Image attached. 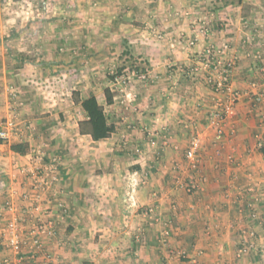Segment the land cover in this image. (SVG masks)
Returning a JSON list of instances; mask_svg holds the SVG:
<instances>
[{
    "label": "crops",
    "instance_id": "crops-1",
    "mask_svg": "<svg viewBox=\"0 0 264 264\" xmlns=\"http://www.w3.org/2000/svg\"><path fill=\"white\" fill-rule=\"evenodd\" d=\"M57 11L89 17L93 25L84 30L100 33L101 41L89 44L100 46V55L115 43L148 63L146 80L134 77L112 105L94 95L105 112L114 111L107 139L80 135V118H55L60 103L39 101L28 85L39 84L43 72L8 66L10 47L25 52L29 43L54 42L49 32L61 25H6L7 14ZM188 39H196L193 47ZM74 41L67 38V46ZM209 44L227 45L225 57L235 59L230 89L239 93L219 141L207 122L214 95L191 77ZM10 117L16 129L0 144V203L27 211V195L45 208L57 201L67 208L54 235L40 237L43 250L23 253L24 264H42L45 253L50 264H264V0H0V126ZM195 136L201 165L191 171L184 153ZM23 142L29 153L10 151ZM36 146L43 160L61 161L59 183L48 190L30 186ZM20 168L29 175H18ZM191 180L196 188L187 191ZM244 243L253 248L238 255ZM2 257L15 261L0 244Z\"/></svg>",
    "mask_w": 264,
    "mask_h": 264
},
{
    "label": "built area",
    "instance_id": "built-area-1",
    "mask_svg": "<svg viewBox=\"0 0 264 264\" xmlns=\"http://www.w3.org/2000/svg\"><path fill=\"white\" fill-rule=\"evenodd\" d=\"M206 31L205 25H201L199 32ZM158 36V35H157ZM158 38H160L158 36ZM196 39L186 40L188 47L195 45ZM228 49L227 45L217 47L213 44L207 45L199 53L195 66L191 69L192 78H200L205 86H207L214 95V107L208 114L207 122L210 128L214 130L216 140H221L224 135L223 123L225 118L232 113L234 105L239 97V93L232 92L230 89V75L234 66V58L225 57L224 53ZM261 54L257 53L256 58H260ZM130 73L116 78V81L126 83L130 77H136L139 80H146L145 75H136ZM252 87H255L254 84ZM16 129L15 121L12 117L6 119L0 126V143L11 140ZM201 142L199 136L193 137L185 150L184 158L187 166L191 171H196L200 166L199 150ZM34 157L36 166L32 168L30 186L33 190L50 189L59 183L58 168L59 159L50 158L47 162L43 160V155ZM41 156V157H39ZM27 168L18 169V175L28 176ZM16 175L13 181H15ZM134 182V181H133ZM196 188L195 181L191 180L187 185V191ZM15 188L10 190V195L16 194ZM22 200L27 202V211H21L13 201L6 200L0 203V244L3 248L8 249L14 256L15 261H11L7 257L0 258V264H24L23 253L31 251L38 253L43 250V242L40 237L49 238L54 235V225L65 219L67 208L62 201H57L54 208H45L37 202V197L30 198L25 195ZM37 202V203H36ZM24 212V213H23ZM151 210H146L145 215H149ZM28 228L25 230L24 225ZM253 248L252 244L244 243L238 248V255H247ZM263 248V247H262ZM51 255L44 254L42 264H50Z\"/></svg>",
    "mask_w": 264,
    "mask_h": 264
},
{
    "label": "rangeland",
    "instance_id": "rangeland-1",
    "mask_svg": "<svg viewBox=\"0 0 264 264\" xmlns=\"http://www.w3.org/2000/svg\"><path fill=\"white\" fill-rule=\"evenodd\" d=\"M88 18L89 17L85 19V16L82 17L78 13L67 14L65 12L61 13L60 11H57L54 15L50 13L42 15L37 12H30L27 16L20 13L7 14L6 25H61L59 31L54 30L52 34L49 32V36L54 34V37L58 38L56 41L54 39V42L48 39L45 41L43 40L42 45L44 46L41 44L35 45L34 42L29 43L25 52H18L15 48L11 47L9 49L7 48V53L15 56V59H12L13 61L8 64L12 71L21 69L27 64V66L24 67L25 70L34 68V73L38 70L43 72L44 76L41 78H39L38 74L39 84H36L35 82L37 79H34V83H28L30 86L29 88H36L31 91L32 93H34V91L39 92V101L52 103L54 100V102L60 103L61 112L56 109L54 110L56 113L55 118L60 121H63L61 119H65L66 115L72 118L82 119L83 113L80 110L79 104L74 103L75 99H84L85 96L95 95L98 96L100 100L102 99L103 90L105 88H110L116 96L120 94V90H122L123 87L128 88V86L132 85V81L134 80V77H130L125 84L120 82V80L118 85L116 84V80L114 82L109 80L108 77L114 76L118 67L123 65L122 67L130 69L128 63L129 58L119 57L118 61L114 59L117 54L119 55L121 53L120 51H123V47H117L115 43L106 46L109 51L108 56L100 55V50L95 52L97 49L101 48L100 46H94L93 49L90 48L91 46H89V44H93L94 41H101V37L99 36V32V34L91 32L92 35L85 32L84 25H93V23L88 21ZM67 25H71L69 26L71 32L67 31ZM67 38L74 39L75 41L70 46H67ZM28 39L30 40L29 37ZM42 50L44 53L41 52ZM20 55L25 57L26 61H18V59L21 58H19ZM129 73L128 70H125L122 72L121 76H125ZM142 81L139 80V82ZM28 85H25V88H28ZM88 90L92 91V93H88ZM40 91H44V95H40ZM48 92H50L51 95H47ZM27 93H30V90H27ZM125 99L129 104L133 103V96L127 95ZM105 113L110 122L114 117L112 116L114 115V111H108L107 109ZM49 115L50 113H47L35 116V118ZM38 144L39 143H37V145ZM36 151L38 152L37 155H45L43 150L39 148H37ZM49 159L50 158H48V160ZM48 160L46 159L45 161L47 162ZM59 162H61L60 159Z\"/></svg>",
    "mask_w": 264,
    "mask_h": 264
},
{
    "label": "trees",
    "instance_id": "trees-1",
    "mask_svg": "<svg viewBox=\"0 0 264 264\" xmlns=\"http://www.w3.org/2000/svg\"><path fill=\"white\" fill-rule=\"evenodd\" d=\"M21 57V58H20ZM120 57H128V63L130 69L126 67H118L114 76H109V80L114 82L118 76H121L122 72L128 70L136 75H146L147 73V61L140 57L132 55L129 46H123V51ZM18 61H26V58L22 55L19 56ZM104 102L106 105H112L114 100V93L110 88L103 90ZM75 104H79L83 113L82 119L78 122V132L80 135L89 136L93 141H100L107 139L115 132L114 124L108 121V117L104 111V106L101 105L97 98L92 95L85 99H75ZM1 144V143H0ZM10 151L20 156H24L29 153L30 148L27 142L11 144Z\"/></svg>",
    "mask_w": 264,
    "mask_h": 264
}]
</instances>
